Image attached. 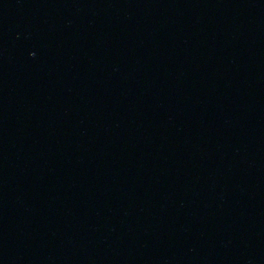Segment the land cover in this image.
<instances>
[{"label":"water","instance_id":"1","mask_svg":"<svg viewBox=\"0 0 264 264\" xmlns=\"http://www.w3.org/2000/svg\"><path fill=\"white\" fill-rule=\"evenodd\" d=\"M0 264H264V0H0Z\"/></svg>","mask_w":264,"mask_h":264}]
</instances>
